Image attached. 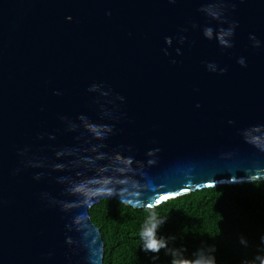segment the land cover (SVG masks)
Listing matches in <instances>:
<instances>
[{
    "label": "water",
    "instance_id": "1",
    "mask_svg": "<svg viewBox=\"0 0 264 264\" xmlns=\"http://www.w3.org/2000/svg\"><path fill=\"white\" fill-rule=\"evenodd\" d=\"M262 181L264 0H0V264H103L101 200Z\"/></svg>",
    "mask_w": 264,
    "mask_h": 264
},
{
    "label": "trees",
    "instance_id": "2",
    "mask_svg": "<svg viewBox=\"0 0 264 264\" xmlns=\"http://www.w3.org/2000/svg\"><path fill=\"white\" fill-rule=\"evenodd\" d=\"M153 212L165 220L157 237L167 247L159 253L142 250L141 232ZM89 218L102 236L103 264H173L174 252L186 261L214 257L215 264L264 261V181L202 189L153 208L101 200Z\"/></svg>",
    "mask_w": 264,
    "mask_h": 264
},
{
    "label": "clouds",
    "instance_id": "3",
    "mask_svg": "<svg viewBox=\"0 0 264 264\" xmlns=\"http://www.w3.org/2000/svg\"><path fill=\"white\" fill-rule=\"evenodd\" d=\"M205 36L211 38L212 36V29H206L205 30ZM255 44L258 46L259 41L255 39V37H251ZM221 43H227V41L221 40ZM241 65L245 64V60L243 58H240L238 61ZM163 199V196L159 198V200L156 201V204L158 205ZM151 207V206H150ZM165 222L163 219H158L155 212H153L149 218L146 220L143 230L141 232V238L143 240V247L142 250L145 252H151V253H159L161 248L167 247V240L163 238L157 237V230ZM178 253L174 252L173 256V264H215V258L212 257L211 259H203V258H197L195 261H186L177 258ZM157 257H153V259H156ZM262 264H264V261H262Z\"/></svg>",
    "mask_w": 264,
    "mask_h": 264
},
{
    "label": "snow or ice",
    "instance_id": "4",
    "mask_svg": "<svg viewBox=\"0 0 264 264\" xmlns=\"http://www.w3.org/2000/svg\"><path fill=\"white\" fill-rule=\"evenodd\" d=\"M168 199H170V197H169V196H163V199H162V201H165V200H168Z\"/></svg>",
    "mask_w": 264,
    "mask_h": 264
}]
</instances>
